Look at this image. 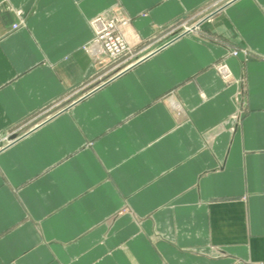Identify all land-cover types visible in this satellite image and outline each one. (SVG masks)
Returning a JSON list of instances; mask_svg holds the SVG:
<instances>
[{"label":"crops","instance_id":"obj_1","mask_svg":"<svg viewBox=\"0 0 264 264\" xmlns=\"http://www.w3.org/2000/svg\"><path fill=\"white\" fill-rule=\"evenodd\" d=\"M227 1L0 0V264H264V18L179 34ZM111 18L128 68L84 49Z\"/></svg>","mask_w":264,"mask_h":264},{"label":"snow or ice","instance_id":"obj_2","mask_svg":"<svg viewBox=\"0 0 264 264\" xmlns=\"http://www.w3.org/2000/svg\"><path fill=\"white\" fill-rule=\"evenodd\" d=\"M233 4L243 6L244 0H232L231 3H226L225 5H222L220 10L226 11V9L231 8L233 6ZM249 6L255 7V9L258 11L259 15L261 16V18H264V0H257V3L254 6L253 5H249ZM218 15H219V13L216 12L215 9H213V13L210 14V18L215 20L216 23H222L221 20L216 19V17ZM203 19H206V18L202 17V20ZM9 34H11V33L5 32L4 37L6 38L7 35H9ZM253 51H254L253 49H248L247 54L249 56H251V55H253ZM235 54H239V58L241 60L244 59V54L240 53L239 49L236 50V53H234V55ZM259 56L261 58V66H264V51L260 52ZM248 68L249 69L251 68L250 64L248 65ZM12 82H14V81L5 82L4 86L7 87L9 85V83H12ZM259 99H260L261 105L264 106V92H261ZM253 102H254V100H253ZM245 112H246V115H249V116H254V114H255L254 110L252 112H248L247 109H245ZM237 115H239V114H237ZM260 115H261V124H260L258 135H259V139L261 142V146L259 148H250L247 146V142H248L249 135H250L249 129L245 126V122L243 120L240 121L242 127H241V132L238 135L240 137V146H241L242 153L244 156L264 157V108H262ZM7 131L11 132V128H9ZM232 134L237 135V133H235V132H233ZM4 139L5 140L7 139V135L4 136ZM2 142L3 141H0V143H2ZM200 179H203V177H200ZM238 195L244 196L246 203L250 199V193L247 191L242 190L240 193H238ZM18 226L19 225L16 222H13V224L8 225L6 229L3 227H0V232H2L3 235L6 236L11 231H14L15 227H18ZM247 229H248L249 237L255 236L257 234L256 231L254 230V227H253L251 215H249L248 220H247ZM260 234L264 235V232H262ZM36 244H37V246H43L44 248L50 247L49 241L43 235L38 236ZM25 251H27V250H25ZM0 255H2V245H0Z\"/></svg>","mask_w":264,"mask_h":264},{"label":"built area","instance_id":"obj_3","mask_svg":"<svg viewBox=\"0 0 264 264\" xmlns=\"http://www.w3.org/2000/svg\"><path fill=\"white\" fill-rule=\"evenodd\" d=\"M100 27L96 29V35L89 44L84 48L93 57L108 56L111 59H117L123 55H132V47L128 46L123 40L122 35L118 31V23L116 18L104 20L100 23ZM18 25H14L16 28ZM233 56L234 53H232ZM219 69H223V65ZM228 78L227 75L224 76Z\"/></svg>","mask_w":264,"mask_h":264},{"label":"rangeland","instance_id":"obj_4","mask_svg":"<svg viewBox=\"0 0 264 264\" xmlns=\"http://www.w3.org/2000/svg\"><path fill=\"white\" fill-rule=\"evenodd\" d=\"M228 1H231V0H228ZM227 2H225V3H227ZM221 6L222 5H218V6H215L214 7V9L216 10V12H218L221 9ZM212 13H213V10L212 11H207V12H204V13H199L194 18H191V19L189 18V19L183 21L182 23H180V31H179V34H187V33H190V32L197 31L198 28H199V25H200V23L202 21H210V19H211L210 18V14H212ZM202 17H205L206 19H203L202 20ZM116 20H117V23L119 24L118 25V31L122 35L123 29L125 27H128V20H125V19L124 20L116 19ZM96 33H95V35H96ZM122 37H123V35H122ZM123 40H124V37H123ZM125 43H126V41H125ZM127 45L130 46V47H132V50H133L132 55H130V56L129 55H123V56H120L117 59H111L108 56H99L96 59L97 60H99V59H105V60H109V61H119V62L121 61V64L120 65L123 68H128V67L136 64L137 62H139L143 57H137V55H136V46L135 45H133V46H131L129 44H127Z\"/></svg>","mask_w":264,"mask_h":264},{"label":"bare ground","instance_id":"obj_5","mask_svg":"<svg viewBox=\"0 0 264 264\" xmlns=\"http://www.w3.org/2000/svg\"><path fill=\"white\" fill-rule=\"evenodd\" d=\"M100 23H101V22H98V24H97V25H98V26H97V28H99V27H100V25H101Z\"/></svg>","mask_w":264,"mask_h":264}]
</instances>
